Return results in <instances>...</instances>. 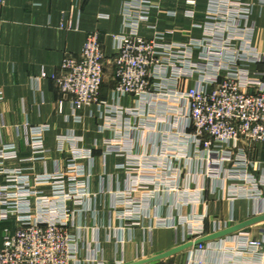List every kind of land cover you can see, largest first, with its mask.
Here are the masks:
<instances>
[{
    "label": "built area",
    "instance_id": "1",
    "mask_svg": "<svg viewBox=\"0 0 264 264\" xmlns=\"http://www.w3.org/2000/svg\"><path fill=\"white\" fill-rule=\"evenodd\" d=\"M163 1L128 4L123 30L115 37L116 93L131 94L138 100L131 107L119 103L107 106L105 114L114 131L105 139L108 152L125 153L134 161L128 166L134 182L117 194L113 205L115 219L125 224L147 217L157 225L169 224L166 219L159 222L153 214L152 196L159 190H185L179 186L178 163L183 159L196 162L201 170L196 172L206 178L222 182L229 198L264 199V161L254 157L258 149L264 150V52L244 38L247 29L241 28L240 35L231 26L247 18L250 7L238 0L227 7L214 2L206 9L204 22L192 23L203 36L195 37L189 30L186 40L176 41L168 38L176 28L162 30L153 19L154 12L157 18L178 16L176 10L163 8ZM186 2L193 8L183 14L192 19L197 0ZM3 3L0 0V5ZM106 62L98 31L88 33L77 56H65L56 80L62 92L73 96L76 122L82 121L84 106L99 100ZM191 79L196 85L184 87L183 82ZM27 130L26 143L35 158L49 152L44 135L47 126H29ZM148 130L162 134L160 152L135 154L133 133ZM68 141L59 139L63 145ZM91 153V149H75L65 170L31 174L5 165L7 160L21 159L15 143L0 146V177L4 178L0 181V264H72L78 260L79 238L69 228L74 212L69 204L84 205L90 194L88 174L77 160L90 158ZM204 189L188 191L194 195ZM189 204L198 202L189 199L181 203ZM262 213L264 209L256 215ZM204 220V214L179 217L187 240L205 234ZM223 243L224 259L232 253L236 264H264V238H257L252 229L241 228ZM194 247L198 253L208 250L201 240Z\"/></svg>",
    "mask_w": 264,
    "mask_h": 264
},
{
    "label": "crops",
    "instance_id": "2",
    "mask_svg": "<svg viewBox=\"0 0 264 264\" xmlns=\"http://www.w3.org/2000/svg\"><path fill=\"white\" fill-rule=\"evenodd\" d=\"M230 1L233 0H197L196 14L191 19L183 14L193 8L186 0H164L163 8L176 10L178 16L157 18L154 12L153 19L162 30L177 29L175 34L168 35L170 40H186L189 30L201 38L203 33L192 28V23L204 22L205 11L214 2L227 7L232 5ZM238 1L250 7V12L247 18L231 26L240 35L241 28L247 29L244 38L264 52V0ZM132 2L136 0H4L0 5V90L3 92L0 146L15 143L21 158L7 160L5 165L23 168L31 174L58 172L66 169L75 149L92 151L90 158L77 160L88 174L90 194L84 205L69 204L74 210L69 228L79 238L78 260L72 264H97L96 260L105 264H181L187 245L208 239L218 228L230 232L254 227L250 229L259 233L262 227L259 222L264 221V213L256 215L264 209V199L229 198L222 182L196 172L201 171L196 168V162L186 159L178 163L179 186L185 190H159L152 196L153 214L157 220L160 218L159 222L168 220V225H157L148 217L136 224L115 219L113 205L117 194L130 188L135 179L128 170L134 161L125 153L108 152L105 139L112 137L114 131L109 128L105 114L107 106L112 104L131 107L138 103L134 95L116 93L112 61L117 46L115 37L123 30L124 11ZM91 31L100 34L107 56L106 72L99 100L84 106L80 110L82 121L76 122L72 114L73 96L60 90L56 78L65 56H77ZM196 83L185 80L183 86L192 87ZM37 125L47 126L44 135L50 150L35 158L26 137L27 128ZM133 134L135 154L160 152L164 140L160 132L148 130ZM62 137L69 139L64 145L59 143ZM254 157L264 161V150L258 149ZM201 187L204 191L194 195L188 191ZM41 189L49 191V187ZM189 199L198 205H181ZM194 214L205 215V234L189 241L178 220L182 215Z\"/></svg>",
    "mask_w": 264,
    "mask_h": 264
},
{
    "label": "rangeland",
    "instance_id": "3",
    "mask_svg": "<svg viewBox=\"0 0 264 264\" xmlns=\"http://www.w3.org/2000/svg\"><path fill=\"white\" fill-rule=\"evenodd\" d=\"M259 224H262V227H259V233L254 231L257 238H264V221L260 220ZM250 225V224H249ZM247 225V226H249ZM252 228V227H249ZM252 229H255L254 227ZM229 231V230H228ZM220 231L219 233H216V235H211L208 237V239L203 240L204 243L207 246L206 253H198L193 245H187V247L184 248L185 252L182 257L181 264H236L233 262V254L231 253V256L227 255V258L224 259L223 253H226L225 251V243L224 240L231 234L236 231ZM214 243H211V242ZM213 244V245H211ZM213 249V250H211ZM225 251V252H224ZM228 254V252H227ZM224 260L219 262V260ZM229 259V260H228ZM263 259V258H262ZM209 260V262H207ZM264 260V259H263Z\"/></svg>",
    "mask_w": 264,
    "mask_h": 264
}]
</instances>
